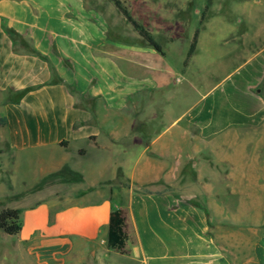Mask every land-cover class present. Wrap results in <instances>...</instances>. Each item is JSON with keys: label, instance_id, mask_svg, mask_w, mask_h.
Returning <instances> with one entry per match:
<instances>
[{"label": "crops", "instance_id": "crops-1", "mask_svg": "<svg viewBox=\"0 0 264 264\" xmlns=\"http://www.w3.org/2000/svg\"><path fill=\"white\" fill-rule=\"evenodd\" d=\"M114 1L132 19L147 2L0 0V209L20 210L16 258L22 264L23 251L25 264H264V233L249 251L225 249L208 212L220 221L229 217L222 211L243 209L246 172L256 173L238 141L215 140L264 121V26L232 83L227 75L148 132L130 119L149 104V90L164 103L182 70L157 68L165 56L132 41ZM236 1L247 15L264 2ZM253 39L239 48L248 52ZM200 45L198 34L186 62ZM188 87L196 90L190 80ZM25 152L35 154L39 183L18 195L11 167ZM111 209L122 214L125 254L105 243Z\"/></svg>", "mask_w": 264, "mask_h": 264}, {"label": "rangeland", "instance_id": "rangeland-1", "mask_svg": "<svg viewBox=\"0 0 264 264\" xmlns=\"http://www.w3.org/2000/svg\"><path fill=\"white\" fill-rule=\"evenodd\" d=\"M145 1L147 2L144 4V8L136 11L139 15H136L133 20L146 29L160 46L165 58H158L155 61L159 66L157 68L162 70L164 66L166 68L173 66L182 70L181 76L179 75V78L182 77L179 84L165 90L168 97L165 96L164 103L160 98L152 100L151 90H149V104L142 112L139 111L137 116L130 119L144 122L149 126L147 127L148 132H152L170 123L177 114L183 112L187 105L194 103L199 98V93L206 92L209 86L219 84L227 75L228 82H233L237 75L236 72L241 68L238 65L242 55L253 52L256 46L261 43V40L257 39V32L260 27L264 26V2L260 7H253V11L261 9L260 11H254L253 15H247L242 10L243 2L238 3L236 0ZM248 4L250 5V2ZM204 6L206 9L199 23L200 13ZM194 30L198 31L201 50L191 62H186V54ZM132 33L133 42L142 41L133 31ZM118 36L123 37L120 34ZM252 37H255L256 40L253 39L249 49L243 48L249 51L241 50L239 47H243V43ZM122 40H130L128 34ZM148 69L149 74H153L156 67ZM187 79L196 90L189 89ZM204 79L205 81H203ZM261 87L264 90V78ZM76 101H79L77 96ZM163 108L169 109V115L163 116ZM116 122L121 124L115 120L114 123L116 124ZM231 131L233 132V134H229L231 136L226 139L220 136L215 141H238V147L243 150L242 154L245 155L246 160L250 159L248 157L250 155L255 157L254 169L256 173L246 172L243 209L222 211L227 212L229 217L220 221H217L218 219L213 216V211H208L211 218L210 233L215 241L225 249H234L237 243L239 248L249 251L253 240L259 234L264 233V121L254 129ZM113 141L127 140L114 138ZM225 147L214 146L219 150ZM227 148L235 147L228 146ZM214 152L217 153V151ZM34 156V153L29 152L15 154V161H13L12 167L10 166L14 176L12 182L15 184L11 190L15 194H21L25 190L23 187L27 185L31 187L30 185L39 183L38 178L35 179L39 169H37L38 162L32 160ZM242 239L244 244L241 246L239 241ZM15 242L16 237L8 236L0 231V264H20V260L16 258V252L13 251ZM19 257L22 264L30 260L23 251H19Z\"/></svg>", "mask_w": 264, "mask_h": 264}, {"label": "trees", "instance_id": "trees-1", "mask_svg": "<svg viewBox=\"0 0 264 264\" xmlns=\"http://www.w3.org/2000/svg\"><path fill=\"white\" fill-rule=\"evenodd\" d=\"M206 1L209 2L210 0ZM114 5L118 10L119 14L125 20V22L131 27L133 32L152 50L159 54H162L160 46L154 41L149 32L144 29L140 24H138L135 20H133L128 15L126 10L120 6L119 2L114 1ZM205 9L206 6H204L203 11L200 13L199 23L202 20ZM197 34L198 31L194 30L187 50V56H189L194 49ZM19 215L20 210L18 209H0V231L8 236H14L18 234L20 230ZM123 227L124 223L121 211L119 209H111L108 216L105 243L107 248L120 254L126 253V236L124 235Z\"/></svg>", "mask_w": 264, "mask_h": 264}]
</instances>
